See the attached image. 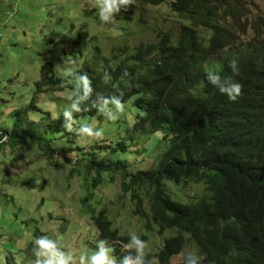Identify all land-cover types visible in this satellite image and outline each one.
<instances>
[{
	"label": "trees",
	"instance_id": "1",
	"mask_svg": "<svg viewBox=\"0 0 264 264\" xmlns=\"http://www.w3.org/2000/svg\"><path fill=\"white\" fill-rule=\"evenodd\" d=\"M141 3L167 5L179 20L178 34L161 31L157 41L135 48L121 44L112 57L95 44L86 56L85 67L76 72L86 73L92 80L93 98L96 93L110 96L122 91L123 103L134 100L143 112L137 126L161 130L165 148L154 157L149 169L135 173L122 160H111L123 142L112 147L108 155L93 152L90 158L80 160L87 176L94 175L92 187L105 180V172H120L122 187L131 193L135 212L144 219L145 228L150 226V216L158 235L176 231L175 236L164 239L156 253L158 264H183L184 259L179 263L172 259L189 242L196 247L200 264H264V39L260 36L264 19L251 22L247 0ZM248 32L254 39L243 41ZM96 37L86 35V48ZM232 61L236 62L237 73L229 66ZM105 71L111 76L107 83L103 79ZM209 72L239 82L241 94L235 100L221 94L208 82ZM66 82L63 78H43L36 83V94ZM33 109L34 101L14 111L12 134L8 136V130L0 132L7 135L11 145L29 136L40 146L67 157L65 148L53 145L55 138L40 136L31 128L22 129ZM97 114L98 110L91 108L74 113V117ZM107 148L100 146L99 152ZM167 181L202 184L206 195L187 204L174 201L164 191ZM93 198V193H87L82 198L83 207L90 212L99 237L114 245L113 255L119 261L120 243L130 237L113 228L105 207L96 212L89 203ZM145 199L150 214L144 209Z\"/></svg>",
	"mask_w": 264,
	"mask_h": 264
},
{
	"label": "rangeland",
	"instance_id": "2",
	"mask_svg": "<svg viewBox=\"0 0 264 264\" xmlns=\"http://www.w3.org/2000/svg\"><path fill=\"white\" fill-rule=\"evenodd\" d=\"M247 2L251 22L254 18L264 19V0ZM94 4L95 0H0V130H8V136L12 134L14 111L34 101L29 123L24 122L22 129L31 128L40 136L55 138L53 145L67 152V157L58 155L29 136L15 145L5 139L0 142V264H33V242L42 235L62 237V243L77 258L95 251L93 241L101 239L99 230L82 203L89 192L94 195L89 203L96 207V212L105 207L113 228L120 234L130 237L134 232L148 242L150 257L155 258L165 238L176 235L174 230L158 235L150 216V226L145 228L144 219L135 212L131 193L122 187L120 172H105V180L93 188L94 175L88 177L84 162L80 161L90 158L93 152L108 155L112 147L123 142L111 160H122L134 173L149 169L154 157L165 148L162 131H153L148 125L137 126L143 112L131 100L124 103L125 111L115 122L106 120L99 112L96 116L75 117L76 127L90 123L103 128L102 141L68 135L62 127V110L70 106L66 96L73 91L74 84L68 82L71 77L62 73L65 67L75 72L83 69L95 44L112 57L121 44L135 48L157 41L161 31L178 34L179 20L167 5L145 6L141 0H135L127 11L117 14L113 24H105L99 20ZM87 34L88 38L97 37L86 48ZM260 36L264 39V26ZM253 39L251 32L242 37L243 41ZM46 77L67 82L36 94V83ZM100 146L110 148L99 152ZM174 184L164 182L165 193L174 201L187 204L206 195L202 184ZM144 209L150 214L146 199ZM190 251L197 249L189 242L172 262H181Z\"/></svg>",
	"mask_w": 264,
	"mask_h": 264
},
{
	"label": "clouds",
	"instance_id": "3",
	"mask_svg": "<svg viewBox=\"0 0 264 264\" xmlns=\"http://www.w3.org/2000/svg\"><path fill=\"white\" fill-rule=\"evenodd\" d=\"M135 0H95L93 7L98 11L99 20L105 24H113L117 14L121 10L127 11L134 5ZM234 73L238 72L235 61L229 65ZM55 70V69H54ZM62 75L71 77L68 81L74 84V89L66 96L70 106L62 110V127L69 133H74L81 139L99 142L104 139V129L97 128L90 123H80L79 127H74L78 122L74 113L89 111L96 108L106 120L115 122L120 114L124 113L125 107L122 101L124 92L118 95H103L96 93L93 98L92 80L86 73H77L71 67H65ZM207 80L216 86L221 94L226 95L230 100H235L242 91V85L239 82H233L230 78L222 79L219 74L209 72ZM104 82L107 83L111 76L105 71L103 75ZM54 119L60 117L54 116ZM0 137L7 139V135L0 133ZM2 142V141H0ZM40 183L39 179L35 180ZM130 239L120 243V252L122 253L119 261L114 257L115 249L110 245L107 239H98L93 242L96 245L95 251L90 255L81 254L77 258L74 253L62 243V237L51 238L48 235L36 237L33 242L32 254L35 257L33 264H158V260L153 258L147 260L148 242L141 239L136 233L131 232ZM183 264H200V257L196 252H188L183 260Z\"/></svg>",
	"mask_w": 264,
	"mask_h": 264
},
{
	"label": "bare ground",
	"instance_id": "4",
	"mask_svg": "<svg viewBox=\"0 0 264 264\" xmlns=\"http://www.w3.org/2000/svg\"><path fill=\"white\" fill-rule=\"evenodd\" d=\"M144 36V35H143ZM217 67V66H216ZM218 68V67H217ZM212 70V69H211ZM217 70V69H216ZM225 75V74H224ZM190 103V102H189ZM186 106H187V104H186ZM185 108V107H184ZM190 109V108H189ZM193 109V108H192ZM191 109V110H192ZM197 109V108H196ZM183 110V109H182ZM187 110V109H186ZM194 110V109H193ZM197 111V110H196ZM186 116V115H185ZM189 116V115H188ZM206 116H207V114H206ZM203 117H204V115H203ZM201 120V119H200ZM194 131V130H193ZM188 176V175H187ZM185 179H187V178H185ZM198 181V180H197ZM196 183V182H195ZM172 185V184H171ZM175 185V184H174Z\"/></svg>",
	"mask_w": 264,
	"mask_h": 264
},
{
	"label": "built area",
	"instance_id": "5",
	"mask_svg": "<svg viewBox=\"0 0 264 264\" xmlns=\"http://www.w3.org/2000/svg\"><path fill=\"white\" fill-rule=\"evenodd\" d=\"M0 24H1V18H0Z\"/></svg>",
	"mask_w": 264,
	"mask_h": 264
}]
</instances>
